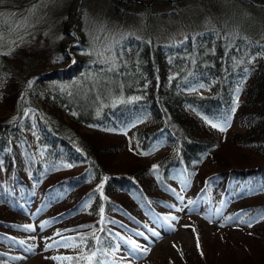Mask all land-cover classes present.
Segmentation results:
<instances>
[{
	"label": "trees",
	"instance_id": "1",
	"mask_svg": "<svg viewBox=\"0 0 264 264\" xmlns=\"http://www.w3.org/2000/svg\"><path fill=\"white\" fill-rule=\"evenodd\" d=\"M35 1L0 0V264L6 261V240L26 235L25 226L31 223L23 212L26 203L56 206L44 218L71 221L67 226L76 230L74 240L84 246L83 252L71 254V264H107L122 262L113 248L131 241L127 229L136 230L134 222L145 223L147 213L167 214L166 207L177 208L167 191L176 169L183 170L188 179L198 177L193 200L207 190L214 202L212 185H224L226 203L247 198L255 187L264 189V163L250 164L248 157L234 163L216 158L218 136L198 115L218 121L237 118L246 132L236 137V146L264 155V45L258 47L243 37L229 42L232 33L245 26L249 29L247 20L240 21L241 28L232 26L230 9L239 12L237 7L212 5L205 19L208 22L201 25L211 23V29L188 31L183 40L161 42L152 32L139 37L132 28L124 31L132 15L127 10L133 11L143 0H111L115 20L104 22L106 36L91 48L82 1L71 0L57 17L62 21L59 34L64 39L52 51L56 58L69 59L66 67L22 83L14 63L19 64L28 49L17 44L35 39L44 28L27 26ZM166 1L178 6L190 0ZM235 1L257 4L254 0ZM7 11L11 22L5 17ZM244 14L254 17L253 31L264 34L257 15ZM69 37L76 39L70 41ZM30 49L32 53L34 49ZM209 86L213 94L194 92ZM147 114L151 121L136 129L140 151L147 154L160 141L170 146L156 161H141L142 155L124 148L123 128L138 125ZM123 152L132 159L118 161ZM209 157H213L212 167L218 169L201 172L200 164ZM27 169L33 170L32 176ZM33 179L39 180L38 190ZM235 190L236 197L228 196ZM34 191L39 196L32 195ZM58 194L65 198L53 203ZM85 202L89 206L80 217ZM232 213L243 216L242 220L256 217L264 214V201L244 204ZM67 226L61 230L66 231ZM190 231L203 252V228L193 225ZM252 237L260 240L259 235ZM255 249L252 256H232L223 262L264 264V248ZM204 254L205 260L208 254Z\"/></svg>",
	"mask_w": 264,
	"mask_h": 264
},
{
	"label": "rangeland",
	"instance_id": "2",
	"mask_svg": "<svg viewBox=\"0 0 264 264\" xmlns=\"http://www.w3.org/2000/svg\"><path fill=\"white\" fill-rule=\"evenodd\" d=\"M78 1H82L81 7L85 13L83 24L88 45L91 48H95L97 43L101 42V39L106 36V25L104 22L107 20L111 21L114 18L112 15V10L114 9L112 2L110 3L111 0ZM143 1L144 3H138L139 6L133 9V16L131 15L129 17V19L131 18L129 22L126 21L128 28L124 26V31H129L131 30L129 28H132L139 37L149 35L152 32L154 35H159L158 41L161 42L172 39L183 40L188 31L196 33L211 28V23L201 26V13H207V11L204 12L206 7L221 5L229 9L231 7H237L239 12L230 9L231 13H234L230 16L233 27L241 28L239 24L241 20H247L245 24L249 26V29L245 26V29H242L241 32L232 33L230 30L227 31L228 33H232L228 37L229 42L234 41L238 37H243L247 40L249 38V40L255 41L258 47L264 45V34H262V31L259 29V32L253 31L255 24L252 20L254 17L244 14L246 12L256 14L259 20V26L264 30V8L263 10L261 9V7H264V0L252 1L257 4H250V1L243 3L242 1L235 0H206L204 3L199 0H190L184 3L181 1L178 6H176V3L166 0ZM70 2L71 0H37L34 2L32 8H34L35 12L28 16L27 26L33 27L35 24H40L44 25V28L35 35V39L27 42L34 49L32 53L27 43L17 44L19 47L25 44L28 49V51H24L21 54L23 56L20 57L19 64L17 62L14 63L16 64V74L22 78L20 82H30L35 75V78H38V74L43 75L52 72L56 68L62 69L66 67L69 59L67 57L56 58L52 51L57 48V42L64 39L59 34L63 26L62 21L57 19V17L63 13V6ZM186 3L190 4V6ZM258 4H262L263 6L259 7ZM240 11L244 13H240ZM155 12L158 14H155ZM5 17L7 18V22H11V14L9 11H7ZM186 25L188 27L187 30L184 29ZM20 30H24V28ZM31 33L35 34L36 31H32ZM69 39L71 41V39L76 38L69 37ZM69 51L74 53V47H70ZM194 92L208 95L214 93L213 87L211 86L202 87ZM198 115L218 136L220 149L217 148L216 150V158L219 156L222 159H227L230 163H234L238 158L248 157V163L250 162V164L257 163L260 165L264 163V155L260 156L246 148L236 146V137L246 132L239 124L237 118H232L229 121H218L203 114ZM148 122L149 119L141 120L140 124L136 127H143ZM213 125H216V127H213ZM136 127L131 128L127 134H122L126 138L124 148H129L142 155L143 159L141 158V161H156L167 154L166 152L170 149V146L165 141L156 143L147 154L140 151L136 138ZM221 128L225 130L221 131ZM109 133L114 134L115 132L109 131ZM117 159L118 161H127L132 159V157L127 152H123L121 156L119 154ZM212 159L213 157H209L200 164L199 169L201 172L211 173L218 169L212 167L214 165ZM32 172V169H27V173L31 176ZM197 178L188 179L183 170L176 169L173 179L170 182L172 188H167V191L173 199L172 204L176 205L177 208L173 209L171 206H169L170 208L166 207L167 211L174 213V215H167V220L164 218L160 219L159 222L154 220L157 228L153 232L158 233V235H154L153 232L141 224L137 225V227L143 230L145 234L138 232L141 234L138 235L136 231L127 229V231L132 233L130 235L134 243L132 242L128 246L126 243L121 242L119 244L117 242L118 245L113 248V253L118 255L122 259V262L110 261L108 264H202L203 262L209 261H217L216 264H224L223 261L232 256L237 258L247 254L252 256L253 252L256 251V246L264 248V214H259L256 217L246 220H242L243 216H231L233 214L231 210H234V207L238 208L244 206V204L251 205L257 201H264V189L259 190L257 187L251 189L250 193L247 194L250 196L237 200L235 198L234 203H227L225 205V211L220 212L219 210L222 208V206H219L221 202L220 197L223 194L224 185L210 186L214 191L215 198L211 205L205 202L206 196L204 190L203 192L200 191L201 194L199 195L198 203L194 204L192 194L197 186ZM33 180L35 181V189L37 188L36 190H38L39 180ZM45 182L44 179L40 183L44 184ZM41 184L40 186H43ZM3 185L8 186L7 183ZM237 194V190L228 192V196L231 197H236ZM32 195L39 196V193L37 194L34 191ZM58 195L59 199L65 198L62 194ZM180 197L183 199L181 200ZM53 203H57V200L53 199ZM24 206L27 210L29 209L31 211L30 216L28 217L25 213V217L32 220L31 224L28 225L31 227L25 228L29 233L24 236L22 242V245L25 246L23 249H26L25 254L13 255V257L11 256L9 260L1 264H71V254L73 252L76 254L84 251L83 243L81 241H75L70 236L73 235L72 233L75 234L76 230H67L65 233L60 230V227L69 225L71 221L68 222L63 219L59 221V224H50L40 219L41 216L51 215L56 206H50L47 209L46 206H40V202H33V204L26 203ZM88 206L89 203L86 202L80 206L81 212L78 214L80 217L85 213ZM144 210L148 209L144 207ZM172 217H175V219H172ZM146 222L153 225L152 218L146 219ZM242 223L245 225H240ZM193 225L203 228V239L205 240L203 252L198 250L201 246L199 247L197 245L196 239L192 231H190ZM229 226L230 228H228ZM238 229H241V231ZM254 235H259L260 240H255L252 237ZM240 240H244L246 245ZM10 248L12 249V246ZM205 251L208 255L207 259L204 260L203 258H206ZM198 252L200 256L196 254Z\"/></svg>",
	"mask_w": 264,
	"mask_h": 264
},
{
	"label": "bare ground",
	"instance_id": "3",
	"mask_svg": "<svg viewBox=\"0 0 264 264\" xmlns=\"http://www.w3.org/2000/svg\"><path fill=\"white\" fill-rule=\"evenodd\" d=\"M138 2H140V1H142V0H137ZM141 3H144V1H142ZM128 11V13H129V11H131V13H133V11L131 10V9H129V10H127ZM207 11V13H201V16H200V20L202 21V22H204V23H206V22H208V20H205L207 17H208V14H210L209 13V11H208V8L206 7V9L204 10V12H206ZM115 20V18H113V20H111L110 22H112V21H114ZM212 27V26H211ZM208 29H211V28H208ZM207 29V30H208ZM149 119V122L151 121V116L149 115V114H147V115H143L142 117H141V120H148ZM141 122V121H140ZM140 124V123H139ZM138 124V125H139ZM137 126V125H136ZM136 126H134V127H136ZM131 128H133V127H131ZM130 127L128 128V127H124L123 128V132H124V135L125 134H127V132L131 129ZM136 129H138V127H136ZM165 143H166V141H165ZM167 145H168V143H166ZM234 208H236V207H234ZM48 222L49 223H51L49 220H48ZM59 221L58 220H56L55 221V223H58Z\"/></svg>",
	"mask_w": 264,
	"mask_h": 264
},
{
	"label": "snow or ice",
	"instance_id": "4",
	"mask_svg": "<svg viewBox=\"0 0 264 264\" xmlns=\"http://www.w3.org/2000/svg\"><path fill=\"white\" fill-rule=\"evenodd\" d=\"M213 127H216V125H213ZM221 131H224L225 129L224 128H221L220 129ZM69 167H71V165H68ZM155 167V166H154ZM180 199L182 200L183 198L180 197ZM172 219H175V217H172ZM26 228H30L31 226H25ZM154 235H158V233H155L153 232ZM138 235H141L140 233H138ZM134 243V242H133ZM135 247H138V246H135Z\"/></svg>",
	"mask_w": 264,
	"mask_h": 264
}]
</instances>
